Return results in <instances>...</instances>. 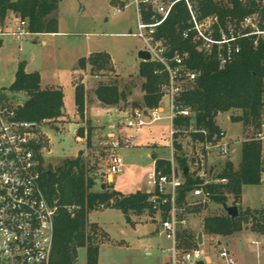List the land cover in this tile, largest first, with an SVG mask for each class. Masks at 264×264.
<instances>
[{
	"label": "trees",
	"instance_id": "16d2710c",
	"mask_svg": "<svg viewBox=\"0 0 264 264\" xmlns=\"http://www.w3.org/2000/svg\"><path fill=\"white\" fill-rule=\"evenodd\" d=\"M61 0H0V23H5L8 13L14 12L28 19L32 33L45 34L58 32V20L53 16ZM201 16L217 14L226 27L228 18L240 21L244 16L259 12L264 27V4L258 0H193ZM190 14L185 2L178 3L167 21L158 28L157 37L168 41L171 52H188V64L200 72L197 79L179 98L182 107H190L194 115L178 116L174 127L175 158L184 170L189 166V157L184 149L182 135L191 127L207 129L209 138L221 131L216 118L220 112L239 109L241 113L232 115L231 120L253 127L254 133L261 128L264 120V37L256 35L241 37L238 43L240 52L226 66L221 67L215 54L206 55L198 50L192 38H185L183 32L189 28ZM257 40V44L255 41ZM3 41L0 39V47ZM106 52H93L79 60V67L91 64L94 70L107 69L110 63ZM161 67L158 62L141 61L139 75L144 79L142 90L143 102H134V106L152 109L159 106L162 99L161 84L166 81V74L156 71ZM10 89L26 92L28 98L21 108H17V118L32 123L56 119L64 116V91L61 87L43 88L39 71L26 70V62L19 64L14 82ZM97 101L102 107H120L129 101L131 90L122 89L117 81L100 82L95 89ZM75 103L80 117L87 110V91L84 82L75 86ZM79 136L84 130L78 128ZM187 133V132H186ZM194 140H203L202 133H190ZM41 171L43 188L48 200L58 206L55 218V234L51 264H78L80 248H86L87 264H98L100 246L108 233L97 222H92L90 214L101 208L120 209L126 219L131 214H142L152 209L150 194L136 191L123 193L105 188L95 191L96 176L90 173L88 163L80 152L75 158H66L55 170L43 166ZM157 167H170V160L156 158ZM184 173V171H183ZM264 173L263 143L250 139L242 142V157L238 168L232 161H227L219 172L220 177L228 179L226 183L210 185L211 201L228 203L233 195V205L242 197L244 185L259 184ZM184 173L186 184L180 191L179 202H183L187 192L197 181ZM202 204L188 205L189 212L201 211ZM155 212V211H154ZM264 235V208L243 209L232 218L227 213L205 217V234L232 236L244 229ZM181 239L185 247L196 243V234L182 230ZM196 245V244H194Z\"/></svg>",
	"mask_w": 264,
	"mask_h": 264
},
{
	"label": "rangeland",
	"instance_id": "374dc122",
	"mask_svg": "<svg viewBox=\"0 0 264 264\" xmlns=\"http://www.w3.org/2000/svg\"><path fill=\"white\" fill-rule=\"evenodd\" d=\"M123 2L61 0L57 10L53 12V16L58 20V32L4 38L0 47V93H7L8 97L4 101L9 108H18L25 103L28 98L26 92L10 89L22 61L26 62L27 71H39L43 75L42 87H62L65 115L37 123V141L43 166L53 171L64 159L75 158L82 152L90 173L97 178L95 191L102 190L104 182L111 190L128 194L153 189L148 184V175L154 169L155 159L152 155L157 154L168 160L172 157V126L168 119L163 118L137 128L135 131L138 138L134 144L119 150L125 162L123 172L114 175L112 182L107 181L109 140L106 135L111 132L123 135V130L129 132V129L123 128V110L134 107V102H143L144 79L139 75L141 60L138 58V52L145 48V44L137 36L126 35L137 31L138 18L135 5L124 6ZM93 52L109 54L110 63L107 69L94 70L91 64L83 69L79 67V60ZM113 80L117 81L122 89L131 90L129 101L118 108L102 109L108 107H102L97 101L95 89L100 82L109 83ZM82 81L87 91V112L83 118L79 114L71 117L76 113L75 84ZM239 113L241 110L232 109L220 112L217 116L219 127L228 132L231 152L227 158H222L213 151L208 158L211 174L214 170L221 172L227 161H232L235 168L240 165L242 142L249 140L255 129L231 120L232 115ZM71 123L77 124L74 130L71 129ZM78 128L84 130L82 136H79ZM182 141L185 151L190 152L189 159L193 158L192 154L197 147L191 142L190 133L185 132ZM261 142L264 150V140ZM175 160L179 164L176 158ZM189 167L190 175L194 176L196 167L193 162H189ZM179 168H182L180 164ZM189 199L193 201L190 196ZM228 204L233 205V195H229ZM202 205L201 211L187 214L189 224L182 230L195 233L200 229L204 217L226 213L223 204L209 201ZM237 206L243 209L264 208V178L259 184L244 185L242 202L240 200ZM90 219L99 223L108 233V238L104 239L100 246L99 264H166L167 257L161 254L160 248L169 246L170 241L157 231L161 222L159 212L147 210L142 214L133 213L128 221L120 209L103 207L94 210ZM191 221H200L201 224L196 228L190 224ZM249 227L243 231L242 249L246 247L243 250L251 254L254 251L253 248V251L250 249L251 238L255 236L247 238L250 234ZM221 238L231 248H234L237 242L228 236ZM194 244L188 248L194 247ZM215 246V242H205L202 245L209 251L214 262L212 264H224L218 258ZM147 248H150L151 252L147 251ZM233 254L236 261L239 260L238 254ZM78 264H87L86 248L79 249Z\"/></svg>",
	"mask_w": 264,
	"mask_h": 264
},
{
	"label": "built area",
	"instance_id": "2783aa9c",
	"mask_svg": "<svg viewBox=\"0 0 264 264\" xmlns=\"http://www.w3.org/2000/svg\"><path fill=\"white\" fill-rule=\"evenodd\" d=\"M124 6L134 4L137 11V31L126 35L137 36L151 54V60L161 64L156 71L166 74L161 84L162 99L159 106L152 109L134 106L124 109L123 135L109 133L108 161L106 164L107 181L123 172L125 165L119 150L134 144L138 138L137 128L163 118L171 122L172 157L170 167H157L148 175V184L153 188L148 193L152 209L159 212L161 232L170 245L161 247L160 252L167 257L166 264H204L210 257L209 251L196 241L187 248L181 239L182 228L188 226V205L203 204L211 201L210 185L226 183L219 171L210 173L208 158L217 152L222 158L231 152V141L222 130L209 138L207 129L191 127L187 133H202L203 140L191 142L196 148L191 162L196 167L192 176L197 182L187 192L185 200L179 202L180 191L186 184L183 169L175 160L174 119L178 116H193L190 107H182L179 98L197 79L200 72L188 64L189 53L178 49L171 52L169 43L157 37V30L172 14L175 6L185 2L190 14L189 28L183 32L185 38H192L199 51L206 55L215 54L221 67L226 66L240 52L238 40L241 37L256 35L264 37L262 17L259 12L244 16L240 21L228 18L224 27L217 14L201 16L193 0H123ZM264 4V0H258ZM120 11V8L117 10ZM33 34L28 19L11 12L6 22L0 23V39L8 36L24 37ZM257 44V40L255 41ZM16 108L6 103L0 105V264H51L55 234V218L58 206L51 203L43 188L41 159L37 141V123L17 118ZM250 139L264 140V120L261 128ZM188 152L186 155H189ZM193 198V201L189 199ZM105 207L104 205L101 208ZM253 243H260L253 241ZM150 249V248H149ZM148 250V249H147ZM217 256L224 264H237L231 249L223 244L216 246Z\"/></svg>",
	"mask_w": 264,
	"mask_h": 264
},
{
	"label": "crops",
	"instance_id": "0c3cea01",
	"mask_svg": "<svg viewBox=\"0 0 264 264\" xmlns=\"http://www.w3.org/2000/svg\"><path fill=\"white\" fill-rule=\"evenodd\" d=\"M11 12H9L8 13V15L10 14ZM33 35H38V34H36V33H33ZM45 43H46V41H45ZM87 57V56H86ZM78 71V69L76 68V72ZM32 72V71H31ZM76 72H75V74H76ZM41 74V73H40ZM74 74V75H75ZM42 80H43V75L41 74V84H42ZM82 82H84V81H82ZM75 86H76V84H75ZM50 87H55V86H50ZM50 87H43V88H50ZM58 87H60V86H58ZM62 88V87H61ZM143 95H144V91H143V93H142ZM65 102V101H64ZM97 108H102V107H97ZM110 108H114V107H108V108H102V109H110ZM86 112H87V110H86ZM74 116H78V113H77V109H76V113L73 115V116H71V117H74ZM216 121H217V118H216ZM72 124L73 123H71L70 125L72 126ZM218 124V123H217ZM223 128V127H222ZM225 130V129H224ZM226 133H227V138H228V132L226 131ZM107 136V135H106ZM188 153V151H186V154ZM189 157V156H188ZM263 157H264V150H263ZM156 158H159V159H166L167 160V158H165V157H159L157 154H156ZM192 160H191V158L189 159V162H191ZM190 168V167H189ZM262 178H264V173H263V177ZM109 182H112V181H110V180H108ZM103 184H105L104 182H103ZM103 186V185H102ZM149 192V191H148ZM147 192V193H148ZM241 202H242V197H241ZM195 212H198V211H195ZM195 212H192V213H195ZM227 213V212H226ZM207 217V216H206ZM204 219H205V217H204ZM204 219H203V223H204ZM92 221V220H91ZM92 222H94V221H92ZM203 223H202V225L200 226V224H201V222L200 221H191L190 222V224L192 225V226H195L196 228H198L199 226H200V229H198L195 233L193 232V231H191L193 234H196V237H197V240L196 241H198V234H199V232H203V245L205 244V242H208V243H210V244H213L214 242L216 243V245H220V244H223V245H226V246H228L227 244H226V241L224 240V239H222L221 237H224V236H222V235H210V234H205L204 233V231H203ZM245 230V229H244ZM244 230H242L241 232H238V233H236V234H234V235H232V236H228V237H230V238H232V240L233 239H236L237 240V242L234 244V248H231L230 246H228L230 249H231V251L233 252V250H234V252L233 253H237L238 254V257H239V260H237V264H264V235H262V234H259V233H257V232H253V231H251L250 230V234L247 236V238L249 239V237L251 236V235H254L255 237L254 238H251V243H252V245H251V250H252V248L254 249V251H253V253H249L248 251L247 252H245L243 249H245L246 247H244L243 249H242V244H244L243 242H242V240H243V231ZM157 231H158V229H157ZM241 234V235H240ZM246 237H244V239L246 240L247 239ZM253 241H259L260 243L258 244V243H253ZM215 248H216V246H215ZM148 249V250H147ZM146 250L147 251H150L151 252V249H149V248H147ZM243 250V251H242ZM249 253V254H248ZM242 254H244V257H242ZM99 257H100V253H99ZM207 263H209V264H212V263H214L213 262V260H212V257H211V255H210V257H209V259L206 261ZM99 264V263H98ZM217 264V263H216Z\"/></svg>",
	"mask_w": 264,
	"mask_h": 264
},
{
	"label": "water",
	"instance_id": "95a60500",
	"mask_svg": "<svg viewBox=\"0 0 264 264\" xmlns=\"http://www.w3.org/2000/svg\"><path fill=\"white\" fill-rule=\"evenodd\" d=\"M138 58L141 61H149L151 60V54L147 49H140L138 52ZM7 93H0V105L4 104V100L7 99ZM23 105H19L18 108H21ZM65 108H63V112ZM77 127L76 123H73L71 129L74 130ZM153 159H156V155H152ZM51 171V170H50ZM189 172V166L184 169V173L187 174ZM106 184H103L102 188L104 189ZM224 209L227 214L231 216L233 219L239 215V207L237 205H229L228 203L223 204ZM198 243L203 244V232H199L198 234ZM198 264H204L203 261H200Z\"/></svg>",
	"mask_w": 264,
	"mask_h": 264
}]
</instances>
